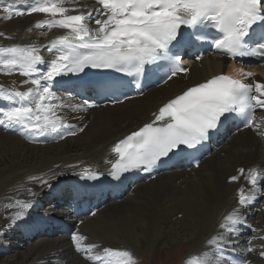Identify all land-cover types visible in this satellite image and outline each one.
I'll list each match as a JSON object with an SVG mask.
<instances>
[{
	"label": "snow or ice",
	"instance_id": "snow-or-ice-1",
	"mask_svg": "<svg viewBox=\"0 0 264 264\" xmlns=\"http://www.w3.org/2000/svg\"><path fill=\"white\" fill-rule=\"evenodd\" d=\"M23 2L25 0H9L3 9L6 13L3 18L11 19L13 13L16 16L25 12L44 13L50 18L39 21L37 28L69 30L68 35L45 46L54 56L47 62L35 45L0 48V71L9 74L18 71L28 78L24 83L33 85L27 91L9 90L0 85V98L10 102V106L0 107V125L5 129L18 126L30 138L64 139L84 131L86 125L67 122L65 110L80 112L99 105L83 97L76 104L53 103L61 100L53 89L54 85L67 87L69 100L79 95V92H73L74 89H91L104 94L112 81L85 80L88 70L113 71L130 77L129 83L137 89L138 95H142L145 78L157 77L159 85L186 75L190 69L183 62V53L185 49H197L193 58L200 60L203 51L198 46L201 44L206 43L212 50L231 59L243 62L246 57L255 58L264 64V0H98L100 7L86 11L74 8L77 14H70L65 0H42L25 10L13 9V4ZM78 2L71 0L72 5ZM3 3L4 0H0V4ZM90 23L97 27H89ZM239 72L241 78L216 75L170 98L151 114L150 121L115 144L113 152L118 159L109 162L108 175L120 180L131 171L151 174L175 156H194L229 120L240 119L243 127H256L264 137V128L254 125L255 111L264 110V82L253 79L246 83L244 78H254L255 74L243 69ZM58 77L69 79L57 80ZM130 98L124 94L108 97L107 102L123 103ZM62 112L63 115L58 114ZM194 164L199 167V160L194 159ZM239 172L243 174L245 169L241 168ZM247 174L253 188L247 194L240 189L237 203L240 210L264 199V169L250 168ZM103 175L90 173L80 179L96 180ZM56 178L54 173L48 179L38 176L30 179L37 181L41 189H51V180ZM238 179L239 176L230 177L231 181ZM29 192L32 196L38 195L31 189ZM16 206L20 210L12 214V226L26 221L28 210L35 203L28 200L9 204V207ZM89 214L94 216L95 212ZM241 225L254 234L257 232L247 223L243 211L234 209L219 225V238L208 243L221 255L225 249L234 250L239 243ZM71 239L77 252L90 253L97 247L94 243L82 246L85 237L78 231L73 232ZM253 239L264 240V236L248 237L249 247L245 252L253 251L250 246ZM103 252L108 256L127 258L125 264L131 259L127 251L104 248ZM259 254L264 257V250ZM88 258L99 259L98 256ZM223 264H247V261L225 259Z\"/></svg>",
	"mask_w": 264,
	"mask_h": 264
},
{
	"label": "bare ground",
	"instance_id": "bare-ground-1",
	"mask_svg": "<svg viewBox=\"0 0 264 264\" xmlns=\"http://www.w3.org/2000/svg\"><path fill=\"white\" fill-rule=\"evenodd\" d=\"M41 2L42 0H25L23 3L13 4V9L25 10ZM8 4L9 0H4V3L0 4V33L4 34L0 36V48L35 45L40 48L41 56L46 62L54 58L53 53L49 52L45 46L53 40L68 35L69 30L59 27L48 29L47 26L37 28L36 24L41 21L40 18L44 20L50 18L44 13L25 12L22 16H16L13 13L11 19H4L6 13L3 9ZM65 6L70 8V14H77L74 8L86 11L100 7L98 0H79L75 5L71 4V0H65ZM89 27L97 26L90 23ZM34 34L42 36L41 40L33 37ZM226 65L227 62L218 57L205 58L200 63L192 65L188 75L175 77L164 87L151 90L144 97L121 106L90 107L80 112L66 109L68 123L77 126L86 125V127L83 132H77L75 136H67L64 139H54L51 136L30 138L18 126L5 129L0 125V153H10L9 160L6 157L0 158V251L4 250L8 254L22 247L27 249L26 244L29 243L32 247L31 251L39 257L47 255L39 259L38 263L46 262L50 258L52 259L47 262L52 264L70 263L76 257L75 248L71 253L72 259L68 257L65 250L59 249L67 247V242L71 241L72 234L70 236L58 234L62 233L60 231L65 227L62 218L66 217V221L72 223V231H78L79 227L89 229L90 235L104 240L107 248L118 247L122 250L126 246L136 248L139 237L158 241L157 237L164 238L166 234L171 244L177 235L174 231L177 232V227H181L186 232L184 239L188 240L191 237V245L194 244L190 247L188 259L184 261L186 264H209V262L223 264L225 259H240L242 255L247 261L252 255L245 252V249L249 247L247 238L253 235L264 236V224L257 225V218L253 216L260 199L243 210L237 209L240 189L243 188L246 192L253 188L248 180L247 170L264 169V137L259 134L256 127L230 137L226 136L229 138L210 158L202 162L198 169L173 170L145 178L135 185L126 184L121 200L106 202L97 210H93L94 216L89 214L93 211L81 213L84 214L83 216L78 211L72 213L69 204L65 203V201H73L74 192L71 193L73 191L71 188H75L74 180L80 179L82 175L106 173L111 170L109 162L114 163L118 159L113 148L119 140L150 121L151 114L170 98L180 94L189 86H195L197 83L223 73ZM40 67H46V65H40ZM256 71L260 75L253 79L264 82V68L256 69ZM0 72V85L9 90L15 88L19 91H27L33 87L30 82L24 83L28 78L20 75L18 71L10 74ZM56 79L59 80L60 77ZM57 89L60 87L54 85L53 90ZM56 94L61 100L53 101V103L76 104L72 99L69 100V96ZM0 101V107L10 106V102L2 98ZM258 110L254 125L264 128V110ZM45 140L47 142H44ZM60 146L64 147L58 151L54 149ZM30 161L34 163L29 165ZM68 165L73 167L69 168ZM241 168L245 169L243 174L239 172ZM54 173L57 174V178L51 180L53 185L51 189H41L37 181L30 179L33 176L48 179ZM232 176H239L237 182L230 180ZM12 184L16 186L9 190ZM83 184L84 189L78 192L76 199L87 196L86 199L94 198L102 203L101 200H97L98 195L106 194L108 189L94 184L91 180L83 179ZM30 189L38 195L32 196ZM96 192L95 196L91 195ZM63 198L65 201H62ZM28 200L34 201L35 206L28 210L26 221L22 220L12 226L11 212L19 211L20 208L19 206L9 207V204ZM234 209L243 211L247 223L251 224L257 232L254 234L241 225L239 243L234 246V250L225 249L223 255L219 253L218 257L223 259L220 260L215 256L217 250L208 242L213 238H219L221 231L219 225L225 222V217ZM8 215H10L9 218ZM58 222L63 224L58 226L56 225ZM55 225L57 227L53 229V233L42 238L37 243L39 245L31 244L29 240L33 232L50 230ZM15 228L19 232V237L13 233ZM83 232L78 231V234L83 235ZM49 237L56 238L52 240L48 239ZM21 239L24 242H19ZM11 240H15L14 244L19 245H10L8 242ZM262 244L264 243L261 239H253L250 246L254 249V245L262 246ZM70 245L72 247L73 242H70ZM101 254L98 256L99 264H118V260L124 258L117 259L116 256H108L104 252ZM248 262L249 260L247 264ZM92 263L98 264L93 260ZM258 264L261 263L258 262Z\"/></svg>",
	"mask_w": 264,
	"mask_h": 264
},
{
	"label": "rangeland",
	"instance_id": "rangeland-1",
	"mask_svg": "<svg viewBox=\"0 0 264 264\" xmlns=\"http://www.w3.org/2000/svg\"><path fill=\"white\" fill-rule=\"evenodd\" d=\"M39 20H44V18H40ZM32 36L35 37L36 39H38L39 41L41 40V37H42V36L40 37L39 35H36V34H34ZM15 72L16 71H14V73ZM0 74H1V72H0ZM63 147L64 146H60L57 148L55 147L54 149L58 151V149L60 150V148L62 149ZM2 157H6L9 160L10 153H8V154H1L0 153V158H2ZM18 158H20V156H18ZM8 163H10V162L8 161ZM32 163H34V162L30 161L29 165H31ZM15 186H16V184L10 185L9 190H12V188ZM258 205L259 206L257 207V210H255V213H253V216L255 218H257V221H256V222H258L257 225L258 224H264V199H260L258 201ZM15 212H17V211H14V213ZM12 214L13 213L11 212V216H12ZM9 217H10V215H8V218ZM103 217H105V215ZM90 226H89V228H90ZM16 229L17 228L14 229L13 233H15L14 235L19 237V232ZM78 229H79L78 231H81V233L84 231L83 236L85 237V239L82 241V246H87L88 244L94 243L97 245V247L94 248L90 253L77 252L75 250L74 253H75L76 257L69 264H93L92 260L89 259L87 255L89 254L90 256H93V257L101 256L103 249L107 248V246H106L104 240L93 238L89 233V229H84L82 227H79ZM174 233L175 234L177 233V235H175V238H174L175 241H173L171 244H170V242H168L169 236H168V234H166V236H164V238L163 237H161V238L157 237L158 241L156 239L151 240L150 238H149V240H145V238L143 239V238L139 237V240H138L139 244H136V248H130V247L126 246L127 250H126V247H124L123 250H122V248H118V247H114L111 249H115V250L120 251V252L121 251H127L128 253L130 252L131 259L127 261V264H183V263L186 264L185 260L188 259V255L191 251L190 247L194 245V244L191 245V239L192 238L190 237L188 240H187V238L184 239L186 232H184L181 227H177V232L174 231ZM40 240H42V239L34 238L31 242V244L33 245V243H34V246H37V245H39L37 243ZM257 240H260V239H257ZM29 241H27V242H29ZM262 241L264 243V240H261V242ZM19 242H24V241H23V239H21V240H19ZM70 242H67L68 243L67 247H65V248L60 247L59 249L65 250L68 257H70V259H72L71 253H73L74 245L71 247ZM8 243L10 245H13L14 243H16V241L11 240ZM15 245H19V244H14V246ZM26 245H27L26 246L27 249L22 247V248H19L18 250L12 251L11 253H8V254L5 253L4 250H2L3 252H0V264H52L51 262H47V261L51 260L52 258L47 259L46 262L40 261L38 263L39 259H41L42 257L47 256V255L44 254V255H42V257H39L38 254L31 251L32 247H31V245H29V243ZM262 245H264V244H262ZM254 247L255 248L253 249V251L249 252V254L251 253L255 257H253L250 254L251 257L250 256L248 257V260H249L248 263L249 264H253V263L258 264V262H259L261 264L262 263L264 264V257H261L259 254V252L261 250H264V248L262 249V247L258 246V245H254ZM12 248L14 249V247H12ZM12 248H10V249H12ZM219 255L220 254L217 251L215 253V256L218 257ZM242 256H243V259L246 260L244 255H242ZM53 257L55 258L56 256L54 255ZM119 257L120 256H116L117 259H119ZM252 258H253V260H252ZM125 259H127V258H125ZM218 259L223 260L220 257H218ZM254 259H257V260L260 259L261 261L260 260L254 261ZM93 261H95V263L99 262L98 259L93 260ZM125 261L126 260H124V258H121L118 260V264H125ZM188 264H190V263H188Z\"/></svg>",
	"mask_w": 264,
	"mask_h": 264
}]
</instances>
